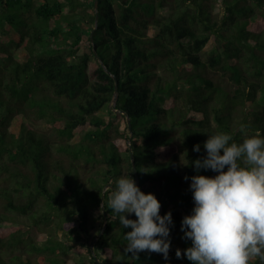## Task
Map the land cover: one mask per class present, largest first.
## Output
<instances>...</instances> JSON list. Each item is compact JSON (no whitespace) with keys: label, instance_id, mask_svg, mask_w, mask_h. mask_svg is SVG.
<instances>
[{"label":"trees","instance_id":"16d2710c","mask_svg":"<svg viewBox=\"0 0 264 264\" xmlns=\"http://www.w3.org/2000/svg\"><path fill=\"white\" fill-rule=\"evenodd\" d=\"M96 18L95 0H0V264H191L190 178L217 174L192 161L208 134L264 137V0H99ZM132 153L172 213L167 260L127 254L108 206Z\"/></svg>","mask_w":264,"mask_h":264},{"label":"clouds","instance_id":"9594fccd","mask_svg":"<svg viewBox=\"0 0 264 264\" xmlns=\"http://www.w3.org/2000/svg\"><path fill=\"white\" fill-rule=\"evenodd\" d=\"M239 131L244 136L239 143L225 132L208 134L206 155L192 161L197 173L217 174L190 178L194 208L183 218L181 231L191 246L177 249L176 257L186 256L191 264H250L257 258L264 264V137L250 134L245 125ZM193 151L200 152V145ZM108 191L110 210L131 229L124 251L134 257L144 251L163 254L167 260L171 211L161 215V202L142 191L132 176H121ZM132 214L135 219L129 218Z\"/></svg>","mask_w":264,"mask_h":264},{"label":"water","instance_id":"95a60500","mask_svg":"<svg viewBox=\"0 0 264 264\" xmlns=\"http://www.w3.org/2000/svg\"><path fill=\"white\" fill-rule=\"evenodd\" d=\"M98 7H99V0H95V9H96V12H97L96 26H97V22H98ZM118 84L119 83H118V80H117L116 81V92H115V97H114V105L117 102ZM128 123H129V128L131 130L132 127H131V121H130L129 118H128ZM130 150H132V146H130ZM132 160H133V168H134V173H135V177H136V182H137V185L139 186V175H138L137 166H136V163H135V160H134L133 153H132ZM103 200H104V197H103ZM102 209H103V213H104L105 224H107L108 223V214L106 212V209H105V206L104 205H103Z\"/></svg>","mask_w":264,"mask_h":264},{"label":"rangeland","instance_id":"374dc122","mask_svg":"<svg viewBox=\"0 0 264 264\" xmlns=\"http://www.w3.org/2000/svg\"><path fill=\"white\" fill-rule=\"evenodd\" d=\"M218 8V7H217ZM220 13V15H222V11L218 12V14ZM39 127L42 129V130H50L51 129V125L47 122V121H41L39 123ZM3 211V210H2ZM20 217V216H19ZM16 218V217H14ZM20 220H22V218H19ZM9 253V252H8ZM85 256V260L87 261V264H94L93 261L91 260V258L89 257V255H84Z\"/></svg>","mask_w":264,"mask_h":264}]
</instances>
